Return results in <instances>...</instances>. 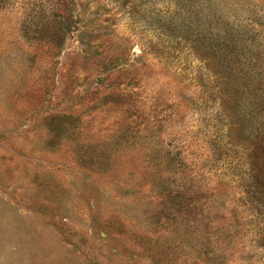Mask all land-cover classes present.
<instances>
[{
	"label": "rangeland",
	"instance_id": "rangeland-1",
	"mask_svg": "<svg viewBox=\"0 0 264 264\" xmlns=\"http://www.w3.org/2000/svg\"><path fill=\"white\" fill-rule=\"evenodd\" d=\"M240 71L264 0L1 4L0 264H264Z\"/></svg>",
	"mask_w": 264,
	"mask_h": 264
},
{
	"label": "trees",
	"instance_id": "trees-1",
	"mask_svg": "<svg viewBox=\"0 0 264 264\" xmlns=\"http://www.w3.org/2000/svg\"><path fill=\"white\" fill-rule=\"evenodd\" d=\"M7 2V0H0V5ZM253 61V60H251ZM254 63L256 61H253ZM236 76L238 77V80H242L244 83L243 85L240 86H233L230 92H225L229 95V99L231 100V102H235L234 107H236L238 109V105H236V101L237 99L235 98L237 93L238 96L240 97L241 95H244L247 99L249 98V104H250V108H251V112H254L255 110H257V108L255 106H258L259 104L264 102V92L261 91V88H259V84L261 81H259V78L261 77V74H254V73H250V71L244 72L242 73L241 71L239 73L236 74ZM230 79V77L228 78ZM237 82H234V84ZM221 87V88H220ZM219 89H221L223 91L224 94V86H220L219 85ZM225 98H228L226 96V94L224 95ZM258 100H260V103L258 104ZM262 101V102H261ZM256 104V105H254ZM262 110H264V106H261ZM258 111L256 112V114L258 115L256 118L258 119H254L253 117L251 119H247L245 118V115H242V120H244L245 122H250L249 124V128L251 129L249 131V135L252 136L251 142H253L255 144V147L257 146V144L264 138V119H260V115L264 117V112ZM240 112V111H239ZM250 173H251V180L254 178L253 173H254V169L251 168L250 169ZM249 173V174H250ZM257 182V180H256ZM251 186H253V184H251ZM260 199V198H259Z\"/></svg>",
	"mask_w": 264,
	"mask_h": 264
}]
</instances>
